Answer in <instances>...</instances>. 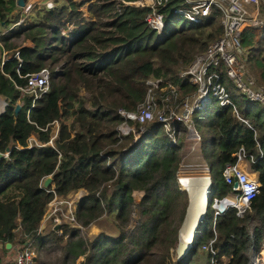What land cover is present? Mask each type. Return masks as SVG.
<instances>
[{
	"label": "trees",
	"instance_id": "trees-1",
	"mask_svg": "<svg viewBox=\"0 0 264 264\" xmlns=\"http://www.w3.org/2000/svg\"><path fill=\"white\" fill-rule=\"evenodd\" d=\"M135 1L96 0L85 17L84 3L60 0L51 10L34 7L24 17L25 25L16 26L22 17L16 0H0V24L5 29L0 32L5 57L0 62V96L10 101L0 116V153L10 150L8 158L0 160V264H9L5 243L15 242L29 248L35 243L38 251L58 247L63 264L79 257L80 264H196L198 252L203 253L202 247L214 238L217 264H251L264 248V106L248 101L223 76L233 106L221 107L212 99L214 105L198 111L208 132V141L201 144L211 179L205 219L188 255L173 259L171 251L176 255L188 206L186 189L181 185L185 191H180L177 181L187 129L174 125L179 132L174 145L162 125L152 122L143 126L134 142L133 135L118 136L123 119L117 110L134 111L144 100L150 79L179 86L181 100L192 93L179 72L222 35L221 12L215 7L195 25L175 13L187 10L186 0H168L158 9L164 30L157 35L145 21L149 8L123 4ZM253 31L255 36L260 33ZM261 61L250 68L264 87ZM42 69L49 71L48 92L29 111L31 98L25 97L15 115L20 99L16 87H24ZM55 123L59 127L53 137ZM30 138L38 146H29ZM240 148L256 160L250 169L259 175V195L242 218L228 209L214 221L212 205L232 192L222 171L235 163L233 155ZM46 177L52 181L42 189ZM116 186L118 190H112ZM79 190L87 195L76 205V223L86 230L113 216L118 237L99 233L90 240L80 229L66 225L60 227V235L42 234L47 204L53 199L48 191L65 198ZM136 192L142 193L137 205ZM135 212L138 222L129 230ZM203 254L209 264L211 255Z\"/></svg>",
	"mask_w": 264,
	"mask_h": 264
},
{
	"label": "built area",
	"instance_id": "built-area-1",
	"mask_svg": "<svg viewBox=\"0 0 264 264\" xmlns=\"http://www.w3.org/2000/svg\"><path fill=\"white\" fill-rule=\"evenodd\" d=\"M136 8L147 7L150 13L145 18L147 26L160 35L164 30L163 15L158 12L159 8H165L168 0H137L133 3H123ZM187 10H177L175 13L182 14L190 23L199 25L201 21L210 16L213 8H219L221 12L220 25L223 29L222 35L210 42L205 52L197 54L192 62L179 72L180 80H187L194 90L182 100L180 99V88L172 83L163 82L157 79H150L146 82L148 86L142 103L137 105L134 111L124 109L117 110V114L123 122L117 127L119 137L134 136L136 142L143 131V126L156 122L162 125L171 142L175 145L179 132L175 124H181L189 132L187 141L199 143V136L194 130L192 117L209 105L212 99L216 100L221 107L233 106L226 82L230 83L241 95L252 103L264 106V87L257 83L256 78L247 66V57L242 47V34L248 29H259L264 26L261 18V10L264 8V0H186ZM46 9H53L52 3H45ZM34 5L27 3L21 9L25 16L33 10ZM19 20L16 25H22ZM72 30V27L69 28ZM20 92V99L17 104L22 103L25 97L31 98L32 109L38 101L49 90V71L42 69L27 79L24 87H16ZM1 97V96H0ZM6 105L0 100V116L5 113ZM136 126L140 127L139 131ZM29 146H38L32 138L28 140ZM10 150L3 155L8 158ZM261 156V152L259 151ZM235 163H228L224 166L222 177L226 185L230 186L232 192L223 200L227 205L225 211L234 209L236 217L242 218L250 207L253 199L259 195L260 184L257 179H250L240 164L255 163L253 156L247 154L243 148L233 155ZM260 158V157H259ZM181 165H179V168ZM204 173L209 179V190L211 187L210 170L207 165ZM177 181L181 188L180 172H177ZM43 181L40 183L42 187ZM236 186V187H235ZM53 199L47 204V217L55 228L62 225L74 229H82L75 221V209L77 203L87 195L84 190L70 193L65 198L57 197L53 191ZM220 201V202H221ZM219 202L212 205L214 221L225 212L218 211ZM61 234L60 230H57ZM66 238V237H65ZM215 238L202 247L203 253L211 255L210 264H217L214 257L213 244ZM264 248L258 253L251 264H264ZM13 264H33V252L25 244H18L15 249Z\"/></svg>",
	"mask_w": 264,
	"mask_h": 264
},
{
	"label": "rangeland",
	"instance_id": "rangeland-1",
	"mask_svg": "<svg viewBox=\"0 0 264 264\" xmlns=\"http://www.w3.org/2000/svg\"><path fill=\"white\" fill-rule=\"evenodd\" d=\"M37 1H40V0H31V3L36 4ZM56 1H60V0H41L40 3H52L53 6H55ZM83 1H85V5L82 8V11L85 14L86 12L88 13V11H87L88 6H91L96 0H83ZM33 4H31V5H33ZM43 7H44V5H43ZM16 13H17V11H14L12 14L15 15ZM30 13L28 14V17L30 16ZM21 16H22L21 19L23 21L22 25H25L26 20H25V18H23V17H25V15L22 12H21ZM261 18L263 19V23H264V8H262V10H261ZM253 30L254 29H248L241 36V40L243 42L242 47H243L244 53L247 57V66L249 67L250 70H251L250 66L255 64L257 60L258 61L264 60L258 54L260 52L262 55H264V26L262 28L258 29L260 31L258 36H255ZM0 32H5V29L3 28V25H1V24H0ZM257 41H259V42H257ZM249 59H250V62H249L250 65H248ZM254 77H255V75H254ZM157 80H161V79H157ZM83 95L85 96V98H88V95L86 93H83ZM210 105H214V103H211ZM86 107L89 108L88 103H86ZM192 122H193L194 130L196 131L197 135L199 136V143H193V142L187 141L186 139L188 137L189 132L188 131L186 132V135H185L186 144L184 145V150H183V154H182L183 156H182V160L180 163L181 167L179 168V172L181 174V180L186 184V186L188 188H189V186L187 185V183L195 180V177L192 176L191 174L198 173V172L204 173V167H205V165H207L206 162L204 161V159L202 157V153H201V144L206 143L208 141V132H207L205 125H204L205 117H204L203 113L198 112L194 117H192ZM58 127H59L58 124L55 123L53 126V130H52L53 131V134H52L53 137L57 134ZM182 172H183V174H182ZM189 174H190V177H189ZM202 178L204 180L205 177H202ZM205 188H206V186H205ZM133 197L135 200H137V201L139 200V202H140L142 194L135 193ZM135 204L137 205L138 203H135ZM209 216H210V213L207 215V217H209ZM113 219H114L113 216L104 217V218L100 219V222L97 221L96 223L90 225V227L88 229L83 230V228H82L81 233H82L83 237L86 239H90V240L93 239L95 237V236H93V234H97L99 232L98 228L95 226H100V225H101V227H105L106 231H108V233L106 235H108L109 237H112V238L118 237L119 232L116 229V227L114 226ZM137 222H138V215L135 212L133 214L132 221L129 225V230L134 229V227L137 225ZM181 225H180V227H181ZM180 227H179V229H180ZM90 230H91V232H90ZM112 231H113V233H111ZM30 248H31V251L33 252V264H38V261H36V259H35V257H37L38 254H40L38 257L39 261H40L39 264H63L62 259L64 257V254L62 253V251L58 247H55V246L52 248L50 247V249L48 251H44V250L38 251L37 245L35 243H32V244L30 243ZM171 253L173 254V259L176 260L175 253L173 251H171ZM198 256H200V257H199V260L196 262V264H206V254L198 252ZM67 264H75V262L74 263L69 262Z\"/></svg>",
	"mask_w": 264,
	"mask_h": 264
},
{
	"label": "water",
	"instance_id": "water-1",
	"mask_svg": "<svg viewBox=\"0 0 264 264\" xmlns=\"http://www.w3.org/2000/svg\"><path fill=\"white\" fill-rule=\"evenodd\" d=\"M28 2H29V0H16V7L18 9H24ZM0 100L6 106L10 103V101L5 96H1ZM22 106H23L22 103L15 105V108H14V114L15 115H17L20 112ZM3 158H4L3 155L0 153V160ZM204 176L206 177V179L208 181V189L206 192L205 210H204L201 217H198L197 214H195L194 211L191 209V198H190L189 193L186 191L187 195H188V206L186 209L184 220H183L182 225L178 231V243H177V247H176V251H175L178 261L185 258L188 255V253L190 252V250L192 249V241H193V238L195 236L196 230H197L199 224H201L205 219V215H206V211H207V204H208V197H209V179H208V176H206V175H204ZM51 181H52L51 177H46L42 183L43 189H47L50 186ZM118 188H119V186H116L112 190H118ZM134 202L139 203V200L137 201L134 199ZM226 205H227V202L225 200L219 202L218 211L224 212ZM44 228H45V224H42L40 230L42 231ZM58 229H59V226H56L54 228V231H57ZM5 249L10 250L11 244L6 243Z\"/></svg>",
	"mask_w": 264,
	"mask_h": 264
},
{
	"label": "bare ground",
	"instance_id": "bare-ground-1",
	"mask_svg": "<svg viewBox=\"0 0 264 264\" xmlns=\"http://www.w3.org/2000/svg\"><path fill=\"white\" fill-rule=\"evenodd\" d=\"M240 166L242 167L243 164H240ZM190 174H189V177H190ZM191 175L195 177V180L187 183L189 188L181 180V174H180V181L183 187L186 189V191L190 195L191 209L194 211L195 214H197L198 217H201L205 210V202H206L205 199H206V192L208 189V181L206 177L204 176L205 173L198 172V173H193ZM202 177H205L204 180ZM254 177L255 175L253 174L249 176L250 179H254ZM263 255H264V252H263Z\"/></svg>",
	"mask_w": 264,
	"mask_h": 264
},
{
	"label": "crops",
	"instance_id": "crops-1",
	"mask_svg": "<svg viewBox=\"0 0 264 264\" xmlns=\"http://www.w3.org/2000/svg\"><path fill=\"white\" fill-rule=\"evenodd\" d=\"M41 1V0H40ZM40 1H37L36 2V4H33V3H31V0H29V2L28 3H30V4H33L34 5V7H42L45 3H40ZM77 2H80V3H84L85 4V1H83V0H76ZM90 8V6H88V8H87V11H88V9ZM84 16L85 17H87L88 16V13L86 12L85 14H84ZM25 17H27V16H25ZM24 18V17H23ZM19 20H22L21 18L19 19ZM18 23V22H17ZM16 26H18V25H16ZM26 46H31V43H29V42H27L26 43ZM3 62V61H5V57H4V54H2L1 52H0V62ZM242 168H244V170H245V172L250 176V175H255V177H254V179H257L258 180V173H255V172H252L251 171V169H250V166H248V165H246V164H243V166H242ZM136 193H139V194H142V193H140V192H136ZM135 194V193H134ZM134 196V195H133ZM99 222H100V220H99ZM43 224H45V228L43 229V233L42 234H48L49 232H51V231H54V228L52 227V224L49 222V221H44L43 222ZM95 227H97L98 228V230H99V232L97 233V234H93V236H96V235H98L99 233H105V234H107L108 233V231H106V228L105 227H101V225L100 226H95ZM92 228V227H91ZM60 229V228H59ZM58 229V230H59ZM90 232H91V230H90ZM111 233H113V231L111 232ZM91 234V233H90ZM6 244V243H5ZM62 245H64V244H62ZM18 246V243L17 242H15V244H14V246H12L11 245V249L10 250H7V251H10V253H8L7 254V257L5 258V262L6 263H9V264H13V257H14V253H15V249H16V247ZM4 248H5V245H4ZM45 249H50V247L49 246H46V248H44L43 250L44 251H48V250H45ZM83 261V258L82 257H79L76 261H75V264H80L81 262Z\"/></svg>",
	"mask_w": 264,
	"mask_h": 264
}]
</instances>
